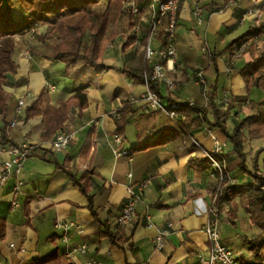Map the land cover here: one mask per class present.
<instances>
[{"label":"crops","instance_id":"crops-1","mask_svg":"<svg viewBox=\"0 0 264 264\" xmlns=\"http://www.w3.org/2000/svg\"><path fill=\"white\" fill-rule=\"evenodd\" d=\"M149 2L143 1L141 6L147 8ZM197 3V0L181 3L176 37L177 64L174 71L169 70V76L177 82L178 88L170 92L166 86L160 85V97L164 105H168L171 98L183 104L206 106V93L217 83V102L223 109L230 106L227 125L233 130L245 117H242L241 110L246 114L249 113L247 110L253 112L247 104L253 100L254 92L247 90L239 70L263 50V43L258 42L253 48L246 45L230 51L224 49L258 24L253 17L243 18V13L250 9L260 11L264 0H204L200 3L202 24L194 17ZM120 25L110 28L107 34L106 44L111 48L106 51L105 63L118 68L142 70L146 64L152 68L145 58V45H141L145 44L146 38L137 44L133 40L131 23L123 24L122 28ZM46 32L47 28L43 27L16 39L13 59L18 66L17 73L8 75L3 86L11 96L7 112L11 145L35 143L39 150L25 163L20 176L23 182L21 194H12L15 178L8 182L3 192L0 225L4 234L0 240V264H33V261L57 249L60 255L64 254L66 245L62 240L66 234L56 228L59 221L75 224L67 234L69 249L88 246L85 255L78 253L72 260L62 256V264H90L93 261L102 264H207L201 261V257L206 261L209 258L204 229L209 222L207 209L214 194L215 181L210 176L205 154L213 149L214 140L226 142L225 152L230 163L236 159L231 143L220 130L190 123L189 135H186L179 132L165 113H144L140 100L148 87L134 85L120 72L117 74V70L106 74L116 73L118 77L97 87L95 83L98 81L91 80L87 84L82 78H68L69 73L73 74L72 70H67L61 62L40 56L53 58L56 55L57 41L42 42L37 38ZM144 36L145 29L140 33V39ZM128 41L131 44L124 47ZM116 61L122 65L111 63ZM199 71L204 72L206 85L194 80ZM44 88L50 90L52 104L56 108L76 91L88 93V107L82 115L79 116L78 109L73 108L63 125L72 139L67 149L59 154L50 150L59 131L44 141L41 138L43 117L25 121L16 116L18 101L25 98L29 104ZM257 96L258 101L264 98L262 90L257 91ZM232 98L247 101L242 103ZM125 103L128 106L124 115ZM115 110H122L120 119L111 117ZM14 121L18 125L11 127ZM116 133L123 137L119 148L114 143ZM90 134V154L82 158L81 151ZM194 141L201 147L197 148ZM152 142H156L155 146L137 151V148ZM248 145L255 154L263 147V139L247 140L246 153ZM3 146H0V166L9 159L8 154L1 150ZM117 150H127L132 160L117 156ZM52 154L60 163L66 160L69 170L78 175L94 170L91 190L95 208L99 218L109 222L111 231L116 234V243L100 236L101 226L91 214L88 199L80 190L53 164L41 159V156L50 158ZM231 175L238 184L253 183L251 177L239 171ZM144 181L150 184L136 204V222L121 227L118 219L128 197V188ZM14 200L19 207L12 206ZM234 203L241 206L239 200L226 198L220 208L222 239L239 260L245 259L247 264H252V252L241 239L244 233L240 228L239 212L235 222L238 228L231 224L230 212ZM242 206L246 210V206ZM162 230L167 231L165 247L158 250L155 238ZM260 233L255 225L250 224L248 238L254 239Z\"/></svg>","mask_w":264,"mask_h":264},{"label":"trees","instance_id":"trees-1","mask_svg":"<svg viewBox=\"0 0 264 264\" xmlns=\"http://www.w3.org/2000/svg\"><path fill=\"white\" fill-rule=\"evenodd\" d=\"M127 1L134 0H0V146L12 144L7 124L8 102L11 96L4 91L3 86L8 75L17 73L18 66L13 59L16 39L43 27L47 28V32L38 36V40L42 42L55 40L58 43L56 55L53 58L40 56L47 60L61 62L67 70H72L73 74L69 73L68 78L77 80L83 75L82 79L85 80V83L90 84L94 75L117 70L130 79L134 85H146L150 91L160 95V84L153 80L152 68L147 64L144 69L139 70L126 67L118 68L108 65L104 61V56L109 48L106 44L107 34L110 28L118 27L120 19L128 13L127 10H130L124 7ZM136 1L142 4L146 0ZM103 2H106V7L101 11L97 10V7ZM260 11L264 14V5ZM145 38L144 36L140 39V42H143ZM133 40L136 42L135 36ZM258 42L263 43V50L244 68L240 69L239 73L248 91L258 89L264 93V19L243 36L230 42L224 51L246 45L253 48ZM130 44L128 41L124 47H128ZM215 68L219 73L216 66ZM206 95V106L191 109L189 103L183 104L171 98L168 99L167 106L177 105L179 112L187 116L188 120L184 123L187 131H189L190 123L199 127L207 126L211 130H220L233 146L239 172L253 179V183L248 185L228 186L225 189L224 199L239 200L241 205L246 206L251 223L261 231L254 239L247 236H242L241 239L252 252V264H262L264 262V256H262L264 250V144L255 152L250 162L245 152V143L248 138L263 139L264 141V98L260 101L250 100L247 106L254 112L253 115L242 118L235 128L230 130L227 118L231 108L228 106L223 109L218 104L217 83L210 91H207ZM232 100L242 103L247 101L243 98H232ZM127 106L128 104L125 103L124 115L127 113ZM87 107L88 93L86 91H76L66 102L56 108L52 104L50 90L44 88L38 97L27 105L22 118L25 121H30L43 117L41 138L45 141L63 129L73 108H77L79 116H81ZM119 126L121 125L119 124ZM179 132L181 131L179 130ZM90 136L91 134L81 151L82 158H87L90 154ZM156 142L139 147L137 151L151 148L155 146ZM41 159L53 164L80 190L81 194L88 199L91 214L101 226L100 236L109 238L113 243H116V234L111 231L109 222L102 221L95 208V199L91 190L94 170L89 169L78 175L69 170L66 160L60 163L54 154L50 158L41 156ZM238 209L239 205L234 203L230 212L233 227L236 226L235 221L238 219ZM3 234L4 229L0 225V240ZM62 256L65 257L64 254L60 255L57 249L32 263L62 264ZM240 261L242 264H247L245 259H240Z\"/></svg>","mask_w":264,"mask_h":264},{"label":"built area","instance_id":"built-area-1","mask_svg":"<svg viewBox=\"0 0 264 264\" xmlns=\"http://www.w3.org/2000/svg\"><path fill=\"white\" fill-rule=\"evenodd\" d=\"M185 0H150L148 9L150 11V23L147 31L146 45L144 48L146 61L152 64V76L153 80L157 81L160 85L166 86L170 92H175L178 88V84L169 76V70L174 71L176 67V60L178 57L176 49V37H177V22L180 11L181 3ZM197 6L194 10V17L199 24L203 23V8L200 5L204 0H197ZM125 7L130 9L135 17H139L140 7L134 1H127ZM253 17L256 22H262L264 14L257 10H246L243 13V18ZM159 32L161 34L162 46L154 50L152 40L154 35ZM136 36V43H140L141 27L136 26L134 28ZM194 80L202 85H206V78L203 71L197 72ZM144 105V113L151 114L153 112H163L166 116L177 126V128L184 134L189 135L188 131L184 127V123L188 118L185 114L180 113L177 105L167 106L164 105L159 94L154 93L148 89L146 94L140 100ZM28 102L25 98H21L18 101L16 107V116L21 118ZM191 109L197 108L195 103H189ZM122 110H115L111 113V117L114 119H120ZM18 125V122H12L11 127ZM71 134L67 131L60 130L54 141L51 144V152L59 154L64 152L71 142ZM114 143L119 148L123 143V137L116 133L114 136ZM197 148L201 145L194 141ZM227 143L214 140L213 149L205 154V159L210 168V176L215 181V190L212 196L211 202L208 205L207 215L209 216V222L204 229V233L207 237L209 244V258L206 261L201 257L202 262L207 264H242L238 257H236L234 251L223 241L220 230V208L225 197V189L228 186L238 184V180L233 177L229 171V162L226 157ZM2 151H5L9 159L5 160L0 166V202L3 200V192L8 182L15 178L16 182L12 189L14 196L21 194V187L23 182L21 181V174L24 169L26 161L37 154L39 146L35 143H26L21 146L11 145L3 146ZM117 156L129 157L130 152L123 150L116 152ZM150 182L144 181L136 186L128 188V197L122 205L121 214L118 219L121 227L131 226L136 222V204L141 200L143 191L148 188ZM12 206L17 208L19 204L12 201ZM74 223L69 222H57L56 228L65 231V236L62 242L66 245L64 250L65 258L72 260L73 257L80 253L85 255L88 252V246L69 249V237L68 232ZM167 231L162 230L155 238L156 248L162 250L165 247V238ZM14 247V245H11ZM90 264H102L100 262H91Z\"/></svg>","mask_w":264,"mask_h":264},{"label":"rangeland","instance_id":"rangeland-1","mask_svg":"<svg viewBox=\"0 0 264 264\" xmlns=\"http://www.w3.org/2000/svg\"><path fill=\"white\" fill-rule=\"evenodd\" d=\"M137 5L140 7V13H139V17H135L132 12H130V10H127L128 13L125 14L119 21V23H121L120 25V28H122V26H124L123 24H126L128 23V25L131 23L132 26L130 27L131 28V32L133 33V36H135V33H134V28L137 26H140L141 27V32L145 29L146 32L148 31V28H149V23H150V11L148 9V6L147 8L145 7H142L141 4H139L136 0H134ZM106 7V2H103L100 6L97 7V10L101 11L103 10L104 8ZM125 7V5H124ZM126 8V7H125ZM145 8V9H144ZM128 9V8H127ZM18 13V12H17ZM177 30H178V27H177ZM110 43V42H109ZM145 44H141V45H146V40L145 42H143ZM162 46V40H161V34L159 32H157L154 37H153V40H152V45L151 47L154 49V50H157L159 49L160 47ZM109 48H111V45H108ZM113 53V52H112ZM111 63H114L116 65H119L121 66L122 65V62H119V61H116V62H111ZM115 74V75H114ZM117 74H120L119 72ZM116 73H110V74H106V73H98V75H94L93 78H92V81H98L97 83H95V86L97 87L100 83L101 85H103L104 83L105 84H109L111 81H113V79H115L116 77H118ZM82 78H84V76L82 75L81 76ZM116 81V80H114ZM257 91H260L258 89H253V92H254V98H253V101H258V96H257ZM248 107V106H247ZM241 115L242 117H247V116H250V115H253L254 112L251 113V111L247 110V112L249 113H245L244 110H241ZM236 123V122H235ZM230 124L232 125V123L230 122ZM229 127V126H228ZM234 129V128H233ZM249 140V139H248ZM263 144H264V141H263ZM249 146L251 145H248L247 146V155H248V159L249 161L251 162L252 158H253V155H254V150L251 149ZM229 171L234 174L236 172H238V161L237 159L231 161L229 163ZM238 212H239V215H240V218H239V222H240V228L242 229V233H244L242 236H247L249 235V232H250V224L253 225L250 221V218H249V215L247 213L246 210H244L243 206L241 205L238 209ZM238 214V213H237ZM238 220V219H237ZM236 220V221H237ZM235 221V222H236ZM235 229L238 228V224H236L235 227H233ZM220 230L222 231V223L220 224ZM248 237V236H247Z\"/></svg>","mask_w":264,"mask_h":264},{"label":"bare ground","instance_id":"bare-ground-1","mask_svg":"<svg viewBox=\"0 0 264 264\" xmlns=\"http://www.w3.org/2000/svg\"><path fill=\"white\" fill-rule=\"evenodd\" d=\"M146 38H147V32H146Z\"/></svg>","mask_w":264,"mask_h":264}]
</instances>
